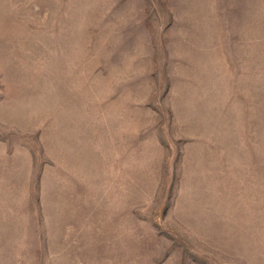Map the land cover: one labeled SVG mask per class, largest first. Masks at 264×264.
I'll use <instances>...</instances> for the list:
<instances>
[{
  "label": "rangeland",
  "instance_id": "1",
  "mask_svg": "<svg viewBox=\"0 0 264 264\" xmlns=\"http://www.w3.org/2000/svg\"><path fill=\"white\" fill-rule=\"evenodd\" d=\"M0 264H264V0H0Z\"/></svg>",
  "mask_w": 264,
  "mask_h": 264
}]
</instances>
